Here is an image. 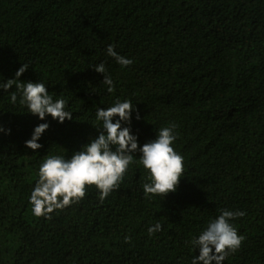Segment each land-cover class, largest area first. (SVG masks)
<instances>
[{
  "label": "trees",
  "instance_id": "obj_1",
  "mask_svg": "<svg viewBox=\"0 0 264 264\" xmlns=\"http://www.w3.org/2000/svg\"><path fill=\"white\" fill-rule=\"evenodd\" d=\"M110 44L133 63L120 66ZM101 62L111 93L92 68ZM22 64L18 79L44 83L72 119L40 120L15 86L0 89L10 129L0 132V264H192L191 241L221 209L245 213L231 221L244 240L223 264H264V0H0V82ZM117 99L135 107L121 126L139 145L177 125V190L147 198L148 170L133 163L102 203L90 186L51 219L35 217L40 163L95 138L96 109ZM40 123L49 127L33 151L24 142Z\"/></svg>",
  "mask_w": 264,
  "mask_h": 264
},
{
  "label": "clouds",
  "instance_id": "obj_2",
  "mask_svg": "<svg viewBox=\"0 0 264 264\" xmlns=\"http://www.w3.org/2000/svg\"><path fill=\"white\" fill-rule=\"evenodd\" d=\"M106 52L122 67L133 63L132 59L118 54L111 44L107 46ZM27 68V64H22L15 73L16 78L0 82V89L8 91L15 86L16 93L20 95V104L40 120H44L46 115L59 123H63L65 119L71 120L72 113L65 110L66 101L53 100L44 83L23 82L18 79ZM92 68L103 74L102 83L107 85L109 93L113 92V80L106 74L105 64L101 62ZM16 93L10 97L14 104L17 101ZM134 110L135 107L129 100L120 99L107 108L98 107L96 119L101 124L96 126L100 131L95 138L73 152L69 158L48 155L43 159L38 168V179L29 197L35 217L51 219L54 211H62L83 200L90 186H95L98 190L102 203L112 191L120 188L129 165L133 163L148 170V182L142 185L147 198L155 195L164 198L177 190L180 179L184 176V158L173 147L178 136L175 132L177 125L169 123L159 128L155 139L139 145L130 128L121 126L122 121L130 124ZM114 118L117 119L114 121ZM136 119H140L138 111ZM48 127V123L35 126L31 138L24 142L25 146L33 151L41 148L38 140ZM0 132L8 133L10 129L5 130L0 126ZM135 152L141 154L138 161L134 160ZM219 212L191 241L193 248L199 249V255L192 259V264H223L230 253H235L240 248L244 237L238 234L231 221L245 213L229 209H221ZM162 230V224L157 222L147 231L151 237Z\"/></svg>",
  "mask_w": 264,
  "mask_h": 264
}]
</instances>
